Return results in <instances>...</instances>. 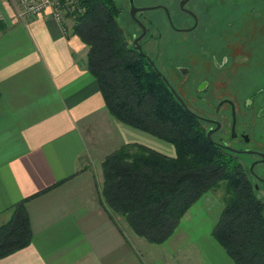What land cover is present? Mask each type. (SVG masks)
Listing matches in <instances>:
<instances>
[{
	"label": "crops",
	"instance_id": "crops-1",
	"mask_svg": "<svg viewBox=\"0 0 264 264\" xmlns=\"http://www.w3.org/2000/svg\"><path fill=\"white\" fill-rule=\"evenodd\" d=\"M87 53L51 11L19 19L12 1L0 0V224L30 198L33 231L31 244L0 264H236L214 236L190 241L179 225L150 243L102 205V162L120 146L175 153L109 111Z\"/></svg>",
	"mask_w": 264,
	"mask_h": 264
},
{
	"label": "trees",
	"instance_id": "trees-1",
	"mask_svg": "<svg viewBox=\"0 0 264 264\" xmlns=\"http://www.w3.org/2000/svg\"><path fill=\"white\" fill-rule=\"evenodd\" d=\"M73 33L88 46L87 67L109 111L120 121L172 144L169 155L126 143L102 162L100 201L148 242L162 244L207 192L222 190L224 207L213 236L236 264H264V201L236 158L205 136L202 123L178 101L130 41L117 0H75ZM1 96V90H0ZM12 205L0 224V259L31 244L27 202Z\"/></svg>",
	"mask_w": 264,
	"mask_h": 264
},
{
	"label": "flooded vegetation",
	"instance_id": "flooded-vegetation-1",
	"mask_svg": "<svg viewBox=\"0 0 264 264\" xmlns=\"http://www.w3.org/2000/svg\"><path fill=\"white\" fill-rule=\"evenodd\" d=\"M133 2L134 7L131 0L120 4L127 41L134 47L139 41L165 75L156 57L163 55L161 42H184L194 51L183 60L176 54L171 77L166 76L198 115L185 109L201 121L206 138L210 141L211 131L215 143L210 142L236 158L264 201V84L247 83L253 74L264 78V41L258 49L251 45L256 17L249 1ZM243 32L251 37L243 38Z\"/></svg>",
	"mask_w": 264,
	"mask_h": 264
},
{
	"label": "rangeland",
	"instance_id": "rangeland-1",
	"mask_svg": "<svg viewBox=\"0 0 264 264\" xmlns=\"http://www.w3.org/2000/svg\"><path fill=\"white\" fill-rule=\"evenodd\" d=\"M119 4H124L125 0H117ZM250 3V8H253L255 12L256 22H255V30L253 31V37H251L249 34L250 41H253L251 44L252 46H256L261 42L264 41V0H248ZM247 11H250L249 9ZM245 10L243 11V13ZM250 13V12H249ZM250 15V14H249ZM251 29V28H250ZM249 29V30H250ZM245 33H242V37L245 38ZM249 41V40H247ZM162 45H164V52L163 55L159 54L157 57V62L163 69V71L166 73L168 77H171L172 74V64L175 59L176 54L183 59H187L189 55H191L194 51L192 49L189 50V48L186 46V43L180 42V45L176 44L174 45L171 41H163L161 42ZM258 49V47L256 48ZM165 53V54H164ZM155 58V57H154ZM248 86H257L264 84V78L261 77V75L256 76L253 74L248 79ZM250 87V88H251ZM163 145H169L170 152L175 153V147L167 142L161 141ZM158 150V149H157ZM159 151L164 152L166 154L168 151L165 149H160ZM224 207V202L222 200V190L217 191H209L205 193L197 202L194 204L191 209L186 213V215L183 217L181 221V232H190L192 234V238L190 241L194 242H206V237L212 236L214 226L220 216V213ZM178 230V229H177ZM195 234L200 233L202 237L196 238L194 236ZM192 244V243H190Z\"/></svg>",
	"mask_w": 264,
	"mask_h": 264
},
{
	"label": "built area",
	"instance_id": "built-area-1",
	"mask_svg": "<svg viewBox=\"0 0 264 264\" xmlns=\"http://www.w3.org/2000/svg\"><path fill=\"white\" fill-rule=\"evenodd\" d=\"M19 19H31L51 11L53 17L62 25L64 32L72 27L71 13L80 10L75 0H11Z\"/></svg>",
	"mask_w": 264,
	"mask_h": 264
},
{
	"label": "water",
	"instance_id": "water-1",
	"mask_svg": "<svg viewBox=\"0 0 264 264\" xmlns=\"http://www.w3.org/2000/svg\"><path fill=\"white\" fill-rule=\"evenodd\" d=\"M132 6L134 7V2L133 0H131ZM135 44V48L140 51L142 53V55H144L149 62L151 63V65L154 67V69L157 71V73L162 76V78L164 79V81L167 83V85L169 86V88L171 89V91L174 93V95L176 96V98L181 102V104L184 106V108L192 115L194 116H198L196 113H194L186 104V102L184 101V99L180 96V94L177 92V90L173 87V85L171 84V82L169 81V79L167 78V76L160 70V68L157 66L156 62L143 50L142 45L139 43V41H134ZM208 138L210 139V141L214 142V140L211 137V131L208 132ZM215 143V142H214Z\"/></svg>",
	"mask_w": 264,
	"mask_h": 264
}]
</instances>
